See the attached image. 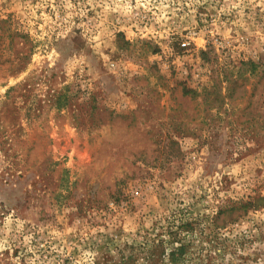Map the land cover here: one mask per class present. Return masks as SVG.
Listing matches in <instances>:
<instances>
[{
  "label": "rangeland",
  "instance_id": "1",
  "mask_svg": "<svg viewBox=\"0 0 264 264\" xmlns=\"http://www.w3.org/2000/svg\"><path fill=\"white\" fill-rule=\"evenodd\" d=\"M0 264H264V0H0Z\"/></svg>",
  "mask_w": 264,
  "mask_h": 264
},
{
  "label": "built area",
  "instance_id": "2",
  "mask_svg": "<svg viewBox=\"0 0 264 264\" xmlns=\"http://www.w3.org/2000/svg\"><path fill=\"white\" fill-rule=\"evenodd\" d=\"M187 45L186 44H183V47H186Z\"/></svg>",
  "mask_w": 264,
  "mask_h": 264
}]
</instances>
